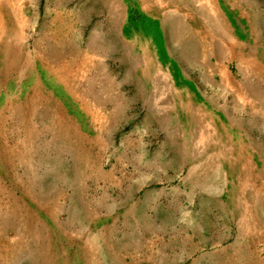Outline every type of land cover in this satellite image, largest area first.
Returning a JSON list of instances; mask_svg holds the SVG:
<instances>
[{"label":"rangeland","instance_id":"rangeland-1","mask_svg":"<svg viewBox=\"0 0 264 264\" xmlns=\"http://www.w3.org/2000/svg\"><path fill=\"white\" fill-rule=\"evenodd\" d=\"M143 5L0 0V264H106L110 229L131 264H264V123L138 76Z\"/></svg>","mask_w":264,"mask_h":264},{"label":"crops","instance_id":"crops-1","mask_svg":"<svg viewBox=\"0 0 264 264\" xmlns=\"http://www.w3.org/2000/svg\"><path fill=\"white\" fill-rule=\"evenodd\" d=\"M246 2L144 0V12L153 17L150 23L145 16V26L153 23L155 29L149 40L142 36L144 41L133 44L137 53L133 49V53L132 50L127 53V65L132 66L138 76H147V82H153V90H170L173 84L172 89L181 93L193 91L192 86L197 91L217 92L223 103L219 101L210 106L228 108L229 97H232L235 113L238 107L240 109V123H264V115L255 118L252 115L253 109L264 114V50L258 42L257 19L250 13L247 15ZM249 6V12L256 9ZM167 76L173 77V83L163 85V77ZM142 90H151V87ZM186 105L194 104L191 101ZM57 166L51 170L58 172ZM109 232L106 264H131L123 259L129 245H115L116 240L123 239L115 237L113 229ZM153 248L154 252H160L158 245L154 244ZM156 261L155 257L153 264ZM170 261L173 262L172 257ZM157 264H161L159 259Z\"/></svg>","mask_w":264,"mask_h":264}]
</instances>
